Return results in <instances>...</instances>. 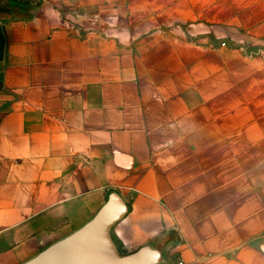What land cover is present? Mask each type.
Returning <instances> with one entry per match:
<instances>
[{
    "label": "crops",
    "instance_id": "obj_1",
    "mask_svg": "<svg viewBox=\"0 0 264 264\" xmlns=\"http://www.w3.org/2000/svg\"><path fill=\"white\" fill-rule=\"evenodd\" d=\"M111 192L122 254L264 264V0H0V264Z\"/></svg>",
    "mask_w": 264,
    "mask_h": 264
},
{
    "label": "water",
    "instance_id": "obj_2",
    "mask_svg": "<svg viewBox=\"0 0 264 264\" xmlns=\"http://www.w3.org/2000/svg\"><path fill=\"white\" fill-rule=\"evenodd\" d=\"M128 212V206L116 193L81 227L54 241L20 264H160L162 252L144 245L122 254L111 234L113 226Z\"/></svg>",
    "mask_w": 264,
    "mask_h": 264
},
{
    "label": "built area",
    "instance_id": "obj_3",
    "mask_svg": "<svg viewBox=\"0 0 264 264\" xmlns=\"http://www.w3.org/2000/svg\"><path fill=\"white\" fill-rule=\"evenodd\" d=\"M225 44L222 43V46H224ZM172 264H187L184 260H182L181 258H177L173 261Z\"/></svg>",
    "mask_w": 264,
    "mask_h": 264
}]
</instances>
